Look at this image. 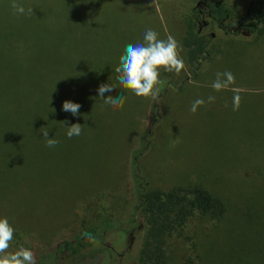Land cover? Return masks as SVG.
<instances>
[{"label": "rangeland", "instance_id": "1", "mask_svg": "<svg viewBox=\"0 0 264 264\" xmlns=\"http://www.w3.org/2000/svg\"><path fill=\"white\" fill-rule=\"evenodd\" d=\"M215 1L227 12L222 24L242 27L250 0ZM11 2L5 4L2 23H11L6 17L29 19L25 23L28 44L21 39L27 46L22 56L41 55L36 89L41 91V85L48 83L45 94L52 113L61 110L68 126L81 124L82 134L69 139L68 126L52 128L50 138L59 143L53 148L36 144L32 188L20 180L17 189L0 190V199H8L0 203V218H7L15 230L9 251L22 245L44 252L82 222L110 215L122 219L128 213L133 204L129 153L147 124L153 100L123 89L114 68L128 44L143 42L146 29L156 31L159 39L173 36L182 46L178 52L185 66L179 73L160 70V92L154 101L158 118L151 126L150 148L140 161L142 180L148 188L163 191L205 189L228 209L216 223L209 214L181 204L190 216L182 231L163 236L160 264H186L190 259L188 264H207L217 246L228 244L229 235L263 219L264 205L251 208L253 214L246 216L243 198L257 192L264 181V24H258L261 32L245 29L232 35L203 16L197 29L209 35L218 50L213 60L190 65L182 36L198 0H17L33 8L32 16L17 14ZM0 61L12 64L11 54L1 50ZM226 70L234 74L235 83L214 91L216 73ZM111 83L116 85L113 96H125L120 108L98 98V87ZM236 90L241 102L233 111ZM209 95L214 102H207ZM198 98L205 104L192 113L191 105ZM65 100L80 104L78 115L62 110ZM93 137L100 139L92 141ZM11 164L16 170L20 167V162ZM236 207L241 209L240 218L232 211ZM131 231L125 237L110 235L103 239L106 250L90 247L69 264H119L121 253L133 240ZM198 252L203 254L199 262ZM126 261L133 264L134 258Z\"/></svg>", "mask_w": 264, "mask_h": 264}, {"label": "trees", "instance_id": "2", "mask_svg": "<svg viewBox=\"0 0 264 264\" xmlns=\"http://www.w3.org/2000/svg\"><path fill=\"white\" fill-rule=\"evenodd\" d=\"M7 1L0 0V51L11 54L12 64L0 61V190L9 192L19 187L20 180L29 188L35 183L32 181V177L35 178L32 163L37 155L36 144L39 142L45 144V138L40 130L47 129L50 138L52 128L57 125L68 126L69 123L63 124L65 118L61 110L52 113L51 104L45 94L49 87L48 83L46 86L44 83L41 85L43 86L41 91L36 89L35 81L39 76L37 63L41 57L39 52L22 56L27 46L21 43V39L24 38L28 44L25 23L29 19L19 16L6 17L11 23H2L1 16ZM226 13V9L215 0H198L192 7L190 19L182 36L185 58L190 65L199 63L202 59L213 60V55L218 50L209 39V35L202 34L197 29V23L202 21L203 16H208L213 24H218L220 29L228 34L234 35L245 29L249 32L263 31L262 26L261 29L258 24H264V0H250L245 15L246 22L242 27L231 28L222 24ZM21 60L23 65L20 64ZM157 118L156 106L152 101L147 124L138 136L136 146L129 153L133 204L128 213L122 219L110 215L82 222L73 233L56 242L47 251H32L36 264H69L89 251L90 247L105 249L103 239L110 235L123 234L125 237V233H131V230L135 232L133 240L121 253L122 260L119 264H128L126 260L130 256L134 258L133 264H160L159 250L163 236L173 230L183 229L184 222L190 216L189 209L183 207L182 209L181 204L190 209L194 208L197 212L209 214L216 223L222 221L228 209L205 189L181 187L163 191L150 189L144 184L139 168L140 161L150 148L147 142L151 136V126ZM99 139L93 137L92 141ZM12 161L20 162L18 170L12 167ZM256 190L257 192H250L243 198L249 212L246 216L253 214L251 208L260 209L264 205V181L258 184ZM188 194H191V199L187 200ZM1 202H8V199H0ZM176 205V209L173 210L172 206ZM232 211L237 215L236 218H240L238 214L242 212L239 207ZM139 223L141 229L138 227ZM229 236L228 244L226 245L225 241L224 244L217 246L216 251H212L215 257L209 256L207 264H264V217L253 224L245 225ZM204 252L206 251H201ZM201 253L195 255L197 262L202 258ZM188 263H192V260L186 262Z\"/></svg>", "mask_w": 264, "mask_h": 264}, {"label": "clouds", "instance_id": "3", "mask_svg": "<svg viewBox=\"0 0 264 264\" xmlns=\"http://www.w3.org/2000/svg\"><path fill=\"white\" fill-rule=\"evenodd\" d=\"M10 6L19 15H34L33 8H25L17 0H12ZM158 35L156 31L146 29L143 42L128 44L124 54L120 57L119 66L114 68V72L117 74L116 79L123 89L132 92L137 97H150L153 101L158 99L160 92L157 87L161 83L160 70L179 73L185 66L178 52V49L182 47L179 42L171 35H168L166 39H159ZM234 83V74L226 70L216 73V78L211 87L214 91L219 92L228 89ZM115 89L114 83L101 84L97 89V95L104 104L113 108H120L124 104L125 96L123 94L118 97L113 96L112 93ZM214 101V96L209 95L207 97L208 103ZM240 102L241 97L236 90L232 101L233 111L239 109ZM204 104L205 100L198 98L192 103L190 111L195 113L197 108ZM80 107V104L68 100L62 103V110L70 112L73 116L78 115ZM62 122L63 124L67 123V121ZM66 128V135L69 139L82 134L81 124L73 123ZM41 134L45 138L47 147L53 148L59 143L54 138H48L47 129H44ZM175 142H178V138ZM14 231L7 218H0V264H36L34 253L22 245L13 251H9Z\"/></svg>", "mask_w": 264, "mask_h": 264}]
</instances>
